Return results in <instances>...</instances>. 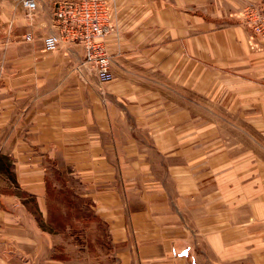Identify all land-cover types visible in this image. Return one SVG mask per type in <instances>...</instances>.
I'll return each mask as SVG.
<instances>
[{
    "label": "crops",
    "instance_id": "0c3cea01",
    "mask_svg": "<svg viewBox=\"0 0 264 264\" xmlns=\"http://www.w3.org/2000/svg\"><path fill=\"white\" fill-rule=\"evenodd\" d=\"M59 1L0 0V264H67L53 172L110 264H264V42L243 19L264 0H113L108 83L81 44L45 51Z\"/></svg>",
    "mask_w": 264,
    "mask_h": 264
},
{
    "label": "built area",
    "instance_id": "2783aa9c",
    "mask_svg": "<svg viewBox=\"0 0 264 264\" xmlns=\"http://www.w3.org/2000/svg\"><path fill=\"white\" fill-rule=\"evenodd\" d=\"M30 10L37 9V0H21ZM116 8L113 0H61L56 3L53 16L54 33L44 39L46 52H56L62 44L78 43L84 47L83 64L91 66L101 82L113 80L111 55L105 39L113 31ZM244 25L250 31L252 49L264 42V10L247 6L243 11ZM27 40H32L28 35Z\"/></svg>",
    "mask_w": 264,
    "mask_h": 264
},
{
    "label": "rangeland",
    "instance_id": "374dc122",
    "mask_svg": "<svg viewBox=\"0 0 264 264\" xmlns=\"http://www.w3.org/2000/svg\"><path fill=\"white\" fill-rule=\"evenodd\" d=\"M19 2L22 5L21 0L15 2L5 0L4 3L8 10L21 6ZM23 8L25 7L23 6ZM28 35L32 36V34ZM28 35L24 37V40L33 41V36L32 40L26 39ZM5 37L6 35L0 32V41L4 40ZM2 169V174L9 179L11 186L14 187L15 182L7 161H2ZM53 173L55 174L54 184L56 190L57 192L60 190V192L54 193L52 197L51 211L55 225L43 226L54 231L52 237L57 251L54 256L64 259L67 264H110V258L106 257L105 254L114 245L108 226L104 225L93 214L90 200L81 199L74 191V193L72 191H62L65 181L61 178L60 173L58 175L56 172ZM27 201L30 203L32 200L27 198ZM26 251H30V249L27 248ZM19 262L20 264H26L24 260Z\"/></svg>",
    "mask_w": 264,
    "mask_h": 264
}]
</instances>
